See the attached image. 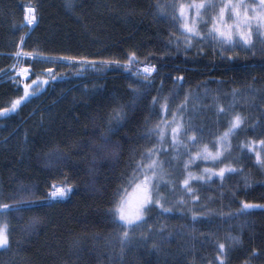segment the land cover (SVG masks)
Returning <instances> with one entry per match:
<instances>
[{"label":"trees","instance_id":"obj_1","mask_svg":"<svg viewBox=\"0 0 264 264\" xmlns=\"http://www.w3.org/2000/svg\"><path fill=\"white\" fill-rule=\"evenodd\" d=\"M199 2L72 0L69 8L66 0H0V108L22 95V85L18 89L5 73L16 65L14 52L19 37L28 32L21 28V5H30L38 8V23L28 32L30 38L26 37L21 50L38 48L46 55L97 62L119 59L124 63L131 51L141 59L147 57L160 73L153 74L151 95L170 110L184 109L182 124L190 120L193 127L204 129L203 137H198L203 142L199 147L206 143L215 151L214 139L226 131L227 117L216 115L219 107L229 114L240 112L255 125V135L249 131L246 136H233L230 153L221 157L230 155L227 163L242 168L243 176L223 182L216 177L213 182L192 181L199 200L189 197L188 203L176 204L180 199L170 200L168 196L182 188L181 166L187 155L183 147H171L169 130H165L162 145H155V136L145 139L148 130L159 123L155 115L159 105L153 109L148 98L133 96L136 77L115 66L99 70L57 66L53 81L45 74L49 65L25 59L23 65H31V73L49 79V85L16 113L0 118V201L13 203L7 197H19L21 188H32L39 199H44L51 176L58 178L56 182L60 178V172L50 171L45 164L55 148L73 157L74 167L62 171L74 192L68 200L53 202L50 207L0 215V227L10 236V245L0 249V264H209L217 255V243H225L226 251L231 249L226 264H264V257L250 255L252 249H264V211L237 215L241 201L264 204V169L255 164L247 150L241 153L237 148L245 138H264L260 135L264 130V54L252 47L251 52L237 50L232 60H226L217 55L219 45L210 47L207 42L199 56L191 52L185 56L183 48L177 53L174 45L169 50L170 41L183 37L178 25L158 14L156 5L170 13L172 4ZM204 20H209V14H204ZM198 27L203 29L204 24L198 21ZM177 76L183 81L176 82ZM119 106L124 107L126 116L117 124L114 116ZM165 116L171 122V116ZM110 127L117 129L114 134H108ZM95 132L108 134L111 145H119L114 154L94 160L96 154L91 148L77 147L89 144ZM153 146L167 152L156 159L164 162L168 181H174L161 188L164 200L174 205L173 214L130 230L131 243L122 245L121 230L110 215L112 202L119 190L129 187L134 165ZM255 147H260L258 142ZM177 151L179 158L172 160L173 167L169 168L168 161ZM214 163L198 159L189 170L200 175L203 167ZM33 217H39L40 222L34 231H27ZM229 236H238L241 242L232 245Z\"/></svg>","mask_w":264,"mask_h":264},{"label":"snow or ice","instance_id":"obj_2","mask_svg":"<svg viewBox=\"0 0 264 264\" xmlns=\"http://www.w3.org/2000/svg\"><path fill=\"white\" fill-rule=\"evenodd\" d=\"M66 5L71 8L72 0H66ZM172 11L166 13L164 6L156 5L158 14L165 19H171L175 25H178L182 40H175L169 42V50L174 45V50L179 53L181 48L185 56L191 52L194 56L203 54V45L207 42L210 47L219 45L220 51L217 55L222 56L226 60H232L233 56L237 54V50L251 52L254 47V37L261 45H264V0H254L252 3L246 0H221L216 3L215 0H201L199 3H191L185 5L183 3L172 4L169 6ZM23 11L24 24L21 26L31 31L32 25L38 23V8L33 6L21 5ZM194 9V12L191 11ZM209 14V20H204V14ZM199 23L204 24V28L198 27ZM210 25V26H209ZM28 32L19 37V44L17 50L14 52L16 58V65L13 66L12 72L5 73L8 75L20 89L22 85V95L19 98L10 101L8 107L0 108V118L8 117L17 112V110L27 103L31 102L33 97H38L45 86L49 85V79H41L40 75L31 73L29 65L23 66L25 59L35 61L39 64L49 65L45 69L53 81H55V68L74 67L78 70H99L102 68H110L115 66L122 71L129 73L130 77H136L133 83L136 88L133 89V96L137 99L146 97L153 109L159 105V110L155 112L156 118L159 123L150 128L146 133L145 139L152 136L157 137L155 145H162L164 141L165 130H169L171 138V147L178 150L183 147L187 155V159L182 164V191L188 194L193 201L199 200L197 192L194 190L192 181L197 182H213V177L218 181L223 182L226 179H231L233 176H243V169L230 166L227 161L231 156L221 159L224 152H229L232 148L231 138L233 136L245 135L251 131L255 135V125L252 124L247 117L243 116L240 112L232 111L223 107L216 110V115L227 117L226 131L218 135L213 141V148L215 151L209 150L206 143L203 147H199L203 142L204 135L203 128H196L191 125L189 120L188 124H182L184 109L170 110L167 104H161L157 96L151 95V90L155 88V77L159 76V71L155 64L147 57L141 59L135 51L126 54L124 63L119 59H103L97 62L95 59L78 58L76 56H53L46 55L40 49H33L31 51H23L20 46H26V37ZM231 53V55H228ZM261 71H264V66H261ZM35 78L29 80L30 76ZM16 77L21 78L16 80ZM176 82L183 81L182 76L175 78ZM165 113L171 116V122L168 121ZM178 113H180L178 115ZM126 116L123 106L118 107V114L114 116L116 123L119 124L121 119ZM117 129L108 128V134H114ZM87 135V133H85ZM108 134H101L99 132L93 133L94 139L89 141L87 145H77L81 150L91 148L95 152L93 159L98 156L103 159L104 154H114L115 149L119 145H111ZM261 137H264V130L261 131ZM200 137V138H198ZM97 140L99 143H97ZM187 141V143H185ZM259 144V150H256L255 145ZM191 149H195V152ZM237 148L241 153L247 150V153L252 154L255 164L264 169V138L255 139L245 138L242 142H238ZM77 155L79 153H76ZM167 155L166 150L161 147L153 146L144 153L140 161L134 165L131 178L128 185H135L133 189L134 194H138L133 201L128 197L127 187L119 190L116 194V199L112 202L110 215L116 227L121 230L119 234L120 243L126 245L131 243L129 231H135L137 228L148 225L152 219L156 217H166L173 214L174 205L172 202H166L161 195V184L168 186L170 183L165 180L166 172L164 162L156 159L159 155ZM180 153L177 151L176 155L171 157L168 161L169 168H172V160L179 158ZM251 158V157H250ZM213 161L216 162L212 167L203 168L200 175L195 174L189 170V166L195 164L197 160ZM46 167L52 172H60L59 182L55 175L51 176L52 182L47 185L48 191L44 199L38 198L37 191L32 188H21L22 195H9L8 200L13 203L0 201V215H5L10 212L34 211L53 206V202H60L67 199L73 192L74 188L71 181L67 179L63 168L72 169L74 167L73 157L71 154H66L59 148H55L48 153L47 160L45 161ZM248 178L244 177V184L248 186ZM2 195V194H0ZM176 204L183 205V200L176 201ZM264 211V204L253 203L248 201L240 202V211L238 216L249 215L255 210ZM195 222L197 217L192 216ZM40 222L39 217H33L31 224L27 231H34L35 225ZM151 231V230H149ZM163 233V229H159ZM227 240L232 245L239 244L240 238L238 236H229ZM151 242V241H147ZM10 245V236L4 227H0V249H6ZM155 246V245H153ZM217 255L209 262V264H226L229 260V251L225 250V243H217L215 246ZM251 257L260 258L264 257V249L251 250Z\"/></svg>","mask_w":264,"mask_h":264},{"label":"rangeland","instance_id":"obj_3","mask_svg":"<svg viewBox=\"0 0 264 264\" xmlns=\"http://www.w3.org/2000/svg\"><path fill=\"white\" fill-rule=\"evenodd\" d=\"M246 2H248V3H252V2H254V0H246ZM34 25H32V26H30V27H33ZM255 38V37H254ZM254 50H255V52L256 53H258V54H260V55H262V54H264V45H261L259 42H258V40H256V39H254ZM241 51V50H240ZM241 52H243V51H241ZM24 66V65H23ZM26 67V66H25ZM30 71H31V69H30ZM9 72H12L13 73V76H15V73L13 72V68L9 71ZM45 74H47V73H45ZM16 78H19V77H16ZM30 78V77H29ZM21 79V78H20ZM259 148L260 147H256V149L257 150H259ZM206 164H207V162H205ZM203 168H205V167H203ZM199 172H202V169L199 171ZM165 180H167L168 181V175H166V177H165ZM161 188H164V184H161V186H160ZM135 188V185L134 184H132L131 186H129L128 188H127V194H128V197L129 198H131L133 201L136 199V196L138 195V194H134V192H133V189ZM164 190V189H163ZM194 190H195V186H194ZM170 193V195L168 196L169 198H170V200L171 199H175V200H178V199H180V200H183L184 202H186V200H188L189 201V195L188 194H185L183 191H182V188H178V189H176V190H172L171 192H169ZM167 194H168V192H167ZM166 194V195H167ZM186 203H188V202H186Z\"/></svg>","mask_w":264,"mask_h":264}]
</instances>
